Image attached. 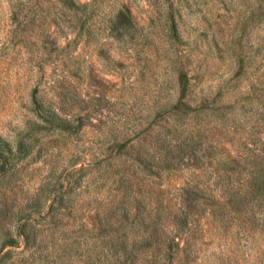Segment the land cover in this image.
Here are the masks:
<instances>
[{
	"label": "rangeland",
	"instance_id": "obj_1",
	"mask_svg": "<svg viewBox=\"0 0 264 264\" xmlns=\"http://www.w3.org/2000/svg\"><path fill=\"white\" fill-rule=\"evenodd\" d=\"M0 264H264V0H0Z\"/></svg>",
	"mask_w": 264,
	"mask_h": 264
},
{
	"label": "trees",
	"instance_id": "obj_2",
	"mask_svg": "<svg viewBox=\"0 0 264 264\" xmlns=\"http://www.w3.org/2000/svg\"><path fill=\"white\" fill-rule=\"evenodd\" d=\"M119 28V27H118Z\"/></svg>",
	"mask_w": 264,
	"mask_h": 264
}]
</instances>
